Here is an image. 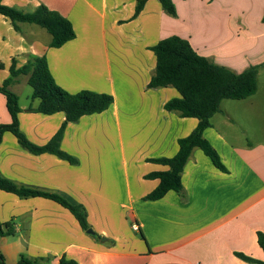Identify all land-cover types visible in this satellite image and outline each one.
<instances>
[{
  "label": "crops",
  "instance_id": "1",
  "mask_svg": "<svg viewBox=\"0 0 264 264\" xmlns=\"http://www.w3.org/2000/svg\"><path fill=\"white\" fill-rule=\"evenodd\" d=\"M137 1L2 2L23 12L42 4L71 23L75 38L50 48L51 36L38 26L22 23L15 30L0 15V86L12 65L18 69L37 57L46 60L64 91L113 98L106 111L65 126L60 150L76 165L53 154H31L10 133L2 135L0 175L82 205L93 231H83L54 201L0 190V223H11L14 231L0 237L6 264H16L21 256L40 264H58L61 258L78 264H251L235 253L264 262L256 240L257 232L264 233V0H171L174 17L158 0H146L133 17ZM171 36L234 73L258 66L257 89L243 100H222L203 131L226 172L195 148L181 174L183 195L169 191L146 201L158 180L144 176L166 170L147 160L173 157L177 141L197 125L194 118L164 109L179 97L174 88H147L155 67L149 48ZM21 82L27 84V76L13 78L7 87L18 99L19 130L43 146L64 114L28 111L38 101L30 91L27 105L19 103ZM9 123L0 94V124Z\"/></svg>",
  "mask_w": 264,
  "mask_h": 264
},
{
  "label": "trees",
  "instance_id": "2",
  "mask_svg": "<svg viewBox=\"0 0 264 264\" xmlns=\"http://www.w3.org/2000/svg\"><path fill=\"white\" fill-rule=\"evenodd\" d=\"M146 0H138L133 17L143 8ZM0 0V15L7 18L13 28L18 30V24H31L44 29L50 36V48H60L75 38L71 23L58 12L49 10L40 4L30 12H23L4 5ZM165 14L174 17L175 7L171 0H158ZM155 57L154 73L147 88H174L179 97L167 101L164 109L175 112L180 118H194L197 125L184 138L177 141L178 149L171 158L149 159L148 162L166 167V170L152 172L144 176L147 180H158L157 186L144 197L146 201L161 199L167 192L173 191L183 195L181 174L193 149L197 148L209 158L215 168L226 172L219 155L210 143L203 137V131L210 127V119L220 111L222 100H243L256 92L258 66H251L241 73H234L229 69L212 63L197 55L190 44L178 37L171 36L160 40L149 48ZM14 64V63H13ZM27 76V85L31 89V99L37 100L35 108L29 107L30 112L43 115L63 113L64 121L53 137L43 146H36L29 142L19 130L18 114L21 112L17 96L7 87L13 78ZM0 94L5 98V106L10 116L9 124H0V142L4 133L14 136L19 145L31 154H53L72 165L77 160L60 150V141L65 126L76 123L81 117L106 111L113 102L112 96L91 91H81L70 94L58 87L44 58L34 57L22 67L10 68V77L0 86ZM0 190L16 195L19 198L42 197L56 202L68 210L76 219L80 228L86 231L90 228L87 223L85 208L73 204L57 194H51L36 189L17 186L0 175ZM11 223H0V237L13 235ZM258 246L264 251V233L257 232ZM239 259L251 264L264 262L235 253ZM42 260H30L21 256L16 264H40ZM0 264H6L0 253ZM58 264H78L76 261L61 258Z\"/></svg>",
  "mask_w": 264,
  "mask_h": 264
},
{
  "label": "rangeland",
  "instance_id": "3",
  "mask_svg": "<svg viewBox=\"0 0 264 264\" xmlns=\"http://www.w3.org/2000/svg\"><path fill=\"white\" fill-rule=\"evenodd\" d=\"M38 29L41 30L46 36L49 37V34L45 30H43V29H41L39 27H38ZM17 91L19 93L18 94V96H19V103L21 105H27V103H28L27 100L29 98V92L31 91L30 87L26 83L21 82V84L19 85ZM139 238H141V237L139 236Z\"/></svg>",
  "mask_w": 264,
  "mask_h": 264
},
{
  "label": "built area",
  "instance_id": "4",
  "mask_svg": "<svg viewBox=\"0 0 264 264\" xmlns=\"http://www.w3.org/2000/svg\"><path fill=\"white\" fill-rule=\"evenodd\" d=\"M132 229H133L134 231H137V230H138V227H137V225H135V224H132Z\"/></svg>",
  "mask_w": 264,
  "mask_h": 264
},
{
  "label": "water",
  "instance_id": "5",
  "mask_svg": "<svg viewBox=\"0 0 264 264\" xmlns=\"http://www.w3.org/2000/svg\"><path fill=\"white\" fill-rule=\"evenodd\" d=\"M86 232H87L88 234H93V231H92L91 229H88Z\"/></svg>",
  "mask_w": 264,
  "mask_h": 264
}]
</instances>
